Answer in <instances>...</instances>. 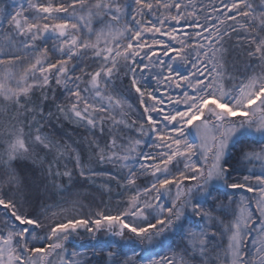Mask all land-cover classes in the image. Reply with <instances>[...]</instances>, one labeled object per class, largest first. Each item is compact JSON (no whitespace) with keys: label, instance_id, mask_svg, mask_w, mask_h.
Listing matches in <instances>:
<instances>
[{"label":"snow or ice","instance_id":"snow-or-ice-1","mask_svg":"<svg viewBox=\"0 0 264 264\" xmlns=\"http://www.w3.org/2000/svg\"><path fill=\"white\" fill-rule=\"evenodd\" d=\"M77 175L121 209L56 200ZM81 229L119 238L94 264H264V0L0 2V264H93Z\"/></svg>","mask_w":264,"mask_h":264},{"label":"rangeland","instance_id":"rangeland-1","mask_svg":"<svg viewBox=\"0 0 264 264\" xmlns=\"http://www.w3.org/2000/svg\"><path fill=\"white\" fill-rule=\"evenodd\" d=\"M8 2H9V0H6V3H8ZM19 2H23V0H19ZM257 3H258V0H257ZM238 66H240V65H238ZM241 70H242V68H241ZM148 83L151 84L152 82L149 80ZM130 102H132L134 105H136L138 107V101H136L134 99V94H133V98H130ZM189 138L192 139L193 141H195L194 135L190 134ZM239 151H240V145L235 146L233 149L234 154L238 155ZM106 167H108L110 169V166H106ZM181 167H182V165H181ZM111 182H113L115 184V181H111ZM67 185H68V183H67ZM77 185H78V183H77ZM77 185L75 186V188H72L68 192H66L63 197H61V196L55 197L56 200L61 201V202L70 201L71 199H73V192L79 191L81 194L80 195V204L83 205V207L79 210V214L83 215V216L94 215L97 211H104L106 213L115 215L121 209L122 204H123V200L118 195L117 191L115 190V188H114L115 186L112 187V189H113L112 192L108 193V192H105V191L99 189L95 185H91L90 188H87L86 186L83 188V187L77 186ZM53 194H55V192H53ZM73 237L80 239V240H83V241H85L87 238L88 242L91 240H93V242H92V244H90L88 246H82V245L79 246V244L72 242V241H75L73 239ZM106 238L118 240V238H112V237L107 236V234L105 232L97 233L96 238L93 239L91 233L81 229V230H79L78 236L73 235L69 239V241L67 242V248H68L69 253H71L74 250L79 251L81 253H86L87 259L92 261L94 264V262L96 260H99L100 257L95 256L93 254V251H92L93 245L97 241H103Z\"/></svg>","mask_w":264,"mask_h":264},{"label":"trees","instance_id":"trees-1","mask_svg":"<svg viewBox=\"0 0 264 264\" xmlns=\"http://www.w3.org/2000/svg\"><path fill=\"white\" fill-rule=\"evenodd\" d=\"M0 2L6 3V0H0ZM49 94L51 95V93H49ZM33 98H34V99H38V98H39V92H36ZM67 129H68V131L71 133V126H67ZM45 131H51V129L48 128V129H45ZM57 131H59V128H57ZM76 139H78L77 135H76L75 133H72V134L70 135V137H69V142L72 143V142H74ZM85 161H87V157H86V156H85ZM76 180H77V181H80V178H79L78 175H77V177H76ZM63 183H64L65 185H67L68 181H67V180H64ZM110 183H111L112 187L115 186L114 188H115V190H116V185H115L113 182H110ZM77 186H81V187H83V188H84L85 186H86L87 188H90V187H91L90 184H87L86 182H83V181H80V182L78 183ZM52 195H53L54 197H57V196H56L55 194H53V193H52ZM55 199H56V198H55ZM77 236H78V235H77ZM73 239H74L75 241H72V242H73V243H76V244H79V246H81V245H82V246H88V245L92 244V242H93V240H91V241L88 242L87 238H86L85 241L80 240V239H77V238H75V237H73ZM118 239H119V238H118ZM101 240H102V239H101Z\"/></svg>","mask_w":264,"mask_h":264}]
</instances>
